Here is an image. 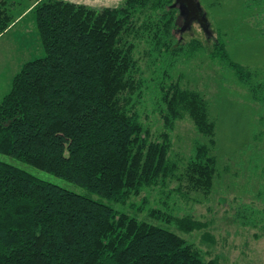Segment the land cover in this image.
Returning <instances> with one entry per match:
<instances>
[{
  "label": "trees",
  "instance_id": "trees-1",
  "mask_svg": "<svg viewBox=\"0 0 264 264\" xmlns=\"http://www.w3.org/2000/svg\"><path fill=\"white\" fill-rule=\"evenodd\" d=\"M32 3L45 55L22 64L0 101V153L117 203L157 189L161 204L148 208L149 218L183 231L202 229L201 219L175 212L171 201L184 194L182 188L210 194L218 173L216 120L208 99L163 71V63L168 68L183 53L206 47L200 37L175 36L177 0H124L101 9L70 0ZM246 5L264 15V0ZM16 8L15 0H0V33L16 18ZM256 24L264 35V26ZM213 41L209 55L232 68L251 98L264 103V69L233 60L221 37ZM140 53L155 66L151 74ZM147 97L160 115L156 132L143 119ZM185 115L208 141L196 139L183 159L174 151L173 133ZM258 134L263 137L262 127L256 142ZM173 179L179 184L171 189ZM257 216L237 212L254 225L250 218ZM217 262L172 229L0 158V264Z\"/></svg>",
  "mask_w": 264,
  "mask_h": 264
},
{
  "label": "rangeland",
  "instance_id": "rangeland-1",
  "mask_svg": "<svg viewBox=\"0 0 264 264\" xmlns=\"http://www.w3.org/2000/svg\"><path fill=\"white\" fill-rule=\"evenodd\" d=\"M85 3L101 9L104 6H118L124 0H70ZM17 16L32 0H15ZM207 19L209 31H206L196 19L186 23V8L178 2L179 18L175 36L179 41L189 40L191 36L200 37L206 42L205 49L194 55L183 53L172 66H165L170 79H180L185 87L199 90L209 102V111L216 120V146L213 151L218 156V173L210 194L182 188L184 194H175L171 198L175 212H191L205 224L202 229L183 231L167 223L149 218V207H159L160 193L144 189L141 195L130 197L125 203H117L91 193L75 182L57 176L49 171L31 165L12 155L0 153V158L15 164L37 177L78 192L127 212L140 219H147L178 232L194 241L208 258H215L217 264H264V197L259 192L264 184V135L254 134L264 129V103L251 98L248 88L239 80L235 71L224 66L219 59L209 55L215 36L226 42L230 57L252 68L264 69V35L256 26H264V15L260 16L259 7H250L251 0H198ZM206 36L209 39H206ZM19 47L18 53H12L10 45ZM146 44L141 43L143 49ZM45 50L35 22V14L27 11L11 30L0 37V101L9 92L13 76L28 60L42 57ZM140 62L147 74L155 66H149L148 55L140 53ZM139 56V55H138ZM143 109V119L157 131L161 123L159 112L153 111L151 97H147ZM174 151L184 159L189 154L194 141H208V137L199 133L192 119L185 115L178 120L173 133ZM179 183L176 179L169 182L171 189ZM264 188V187H263ZM162 195V194H161ZM146 196L145 202L143 197ZM254 206L255 210L246 209ZM138 206L143 209L139 210ZM260 209V211H259ZM247 215L259 214L250 218L255 222L245 223L237 217V212ZM262 214V215H261Z\"/></svg>",
  "mask_w": 264,
  "mask_h": 264
},
{
  "label": "water",
  "instance_id": "water-1",
  "mask_svg": "<svg viewBox=\"0 0 264 264\" xmlns=\"http://www.w3.org/2000/svg\"><path fill=\"white\" fill-rule=\"evenodd\" d=\"M182 5L184 4L187 9L186 23L191 19H198L200 22H205L207 19L203 14L198 0H177Z\"/></svg>",
  "mask_w": 264,
  "mask_h": 264
},
{
  "label": "crops",
  "instance_id": "crops-1",
  "mask_svg": "<svg viewBox=\"0 0 264 264\" xmlns=\"http://www.w3.org/2000/svg\"><path fill=\"white\" fill-rule=\"evenodd\" d=\"M34 5V3L30 4L29 6L26 7V9L22 10L17 16L16 18L12 21V23L10 24V26L5 30L3 31L2 33H0V37H3L4 35H6L10 30L11 28L16 25L18 23L19 20H21V16L24 15L25 12L27 11H30V9L32 8V6ZM10 48L12 49V53H15L14 56L17 55L18 53V50H19V47L15 44V41L13 44L10 45ZM14 77V76H13ZM13 79V78H12Z\"/></svg>",
  "mask_w": 264,
  "mask_h": 264
},
{
  "label": "flooded vegetation",
  "instance_id": "flooded-vegetation-1",
  "mask_svg": "<svg viewBox=\"0 0 264 264\" xmlns=\"http://www.w3.org/2000/svg\"><path fill=\"white\" fill-rule=\"evenodd\" d=\"M184 5V4H183ZM184 7L186 8V6L184 5ZM186 15H187V9H186ZM185 18H186V16H185ZM192 20V19H191ZM190 20V21H191ZM196 20H198V19H196ZM184 21H185V19H184ZM189 21V22H190ZM199 21V20H198ZM200 22V21H199ZM188 23V22H187ZM200 24H201V26L206 30V31H209V26H208V23H207V20L205 21V22H200Z\"/></svg>",
  "mask_w": 264,
  "mask_h": 264
}]
</instances>
